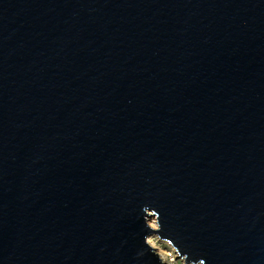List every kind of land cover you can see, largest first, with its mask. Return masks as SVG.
I'll use <instances>...</instances> for the list:
<instances>
[{"label": "water", "instance_id": "95a60500", "mask_svg": "<svg viewBox=\"0 0 264 264\" xmlns=\"http://www.w3.org/2000/svg\"><path fill=\"white\" fill-rule=\"evenodd\" d=\"M149 236L264 264V0H0V264Z\"/></svg>", "mask_w": 264, "mask_h": 264}, {"label": "rangeland", "instance_id": "374dc122", "mask_svg": "<svg viewBox=\"0 0 264 264\" xmlns=\"http://www.w3.org/2000/svg\"><path fill=\"white\" fill-rule=\"evenodd\" d=\"M153 224L154 223L152 222V225ZM148 241L150 244L158 248V252L164 259L165 264H186L183 259L177 257V252L170 243L160 240L158 236L148 238Z\"/></svg>", "mask_w": 264, "mask_h": 264}, {"label": "bare ground", "instance_id": "6f19581e", "mask_svg": "<svg viewBox=\"0 0 264 264\" xmlns=\"http://www.w3.org/2000/svg\"><path fill=\"white\" fill-rule=\"evenodd\" d=\"M154 225V224H153ZM154 227H155V225H154ZM151 237H153V236H149V238H151ZM149 242V241H148ZM150 243V242H149Z\"/></svg>", "mask_w": 264, "mask_h": 264}]
</instances>
